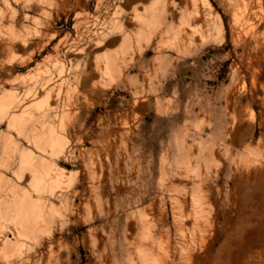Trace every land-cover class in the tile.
Wrapping results in <instances>:
<instances>
[{
    "label": "rangeland",
    "instance_id": "374dc122",
    "mask_svg": "<svg viewBox=\"0 0 264 264\" xmlns=\"http://www.w3.org/2000/svg\"><path fill=\"white\" fill-rule=\"evenodd\" d=\"M5 99L0 264H264V0H0Z\"/></svg>",
    "mask_w": 264,
    "mask_h": 264
},
{
    "label": "bare ground",
    "instance_id": "6f19581e",
    "mask_svg": "<svg viewBox=\"0 0 264 264\" xmlns=\"http://www.w3.org/2000/svg\"><path fill=\"white\" fill-rule=\"evenodd\" d=\"M5 102V103H4ZM9 102V103H8ZM7 103H6V99L3 101V105H1L0 107L2 108V110L0 111V124L3 122V121H6L7 120V123H8V125H11V123H12V120H13V112H11L9 109L12 107L11 106V104L13 103V99H11V100H9ZM11 106V107H10ZM14 108V107H13ZM46 116V113H44L43 114V117H45ZM9 128V127H8ZM50 133V132H49ZM52 133V132H51ZM50 133V134H51ZM4 137H2V139L0 138V144H3V142H4V139H3ZM3 140V141H2ZM5 142H6V140H5ZM37 144V143H36ZM35 144V145H36ZM40 144V143H39ZM39 144H37V145H39ZM36 145V146H37ZM43 145V144H42ZM5 146V145H4ZM3 147V146H2ZM41 149V148H40ZM44 149H45V147H44ZM43 150V149H42ZM21 157H22V159H31V154L30 153H27V154H23L22 153V155H21ZM23 171H24V168H20L19 169V173L17 174L18 175V177L19 178H21L22 177V174H23ZM28 174L29 175H35L36 174V171L35 170H33L32 168H28ZM27 224H32V221H30V223H29V221L27 220ZM31 226V225H30ZM9 245V242L8 241H5L4 242V246L5 247H7Z\"/></svg>",
    "mask_w": 264,
    "mask_h": 264
}]
</instances>
